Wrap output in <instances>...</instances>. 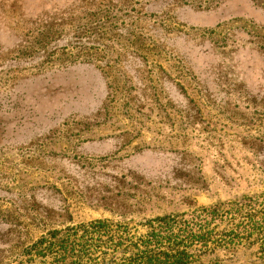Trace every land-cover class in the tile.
Masks as SVG:
<instances>
[{
    "label": "rangeland",
    "instance_id": "374dc122",
    "mask_svg": "<svg viewBox=\"0 0 264 264\" xmlns=\"http://www.w3.org/2000/svg\"><path fill=\"white\" fill-rule=\"evenodd\" d=\"M263 202L264 0H0V264H264Z\"/></svg>",
    "mask_w": 264,
    "mask_h": 264
},
{
    "label": "trees",
    "instance_id": "16d2710c",
    "mask_svg": "<svg viewBox=\"0 0 264 264\" xmlns=\"http://www.w3.org/2000/svg\"><path fill=\"white\" fill-rule=\"evenodd\" d=\"M250 201H252V200H250ZM252 203H254V204H253V206H250V211H252V212L258 211V208H256V206H257V204L261 205V203L259 204V201L258 202L252 201ZM243 205H244V203H240L237 206L239 207V209H241ZM262 205H264V202L262 203ZM261 215H262L261 217H258L259 216L258 213H252L251 218L246 223V228L249 231H253V232L258 231V232H261L264 234V211ZM263 253H264V249H263ZM178 264H186V263L179 262Z\"/></svg>",
    "mask_w": 264,
    "mask_h": 264
}]
</instances>
